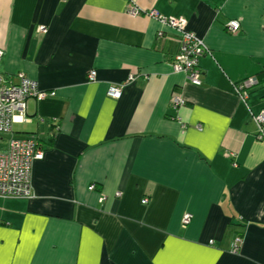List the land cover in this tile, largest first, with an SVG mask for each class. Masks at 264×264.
<instances>
[{
    "label": "crops",
    "instance_id": "1",
    "mask_svg": "<svg viewBox=\"0 0 264 264\" xmlns=\"http://www.w3.org/2000/svg\"><path fill=\"white\" fill-rule=\"evenodd\" d=\"M152 9L204 39L201 85ZM0 48L45 93L13 123L44 157L32 196H0V264H264V82L234 88L264 71V0H0Z\"/></svg>",
    "mask_w": 264,
    "mask_h": 264
},
{
    "label": "built area",
    "instance_id": "2",
    "mask_svg": "<svg viewBox=\"0 0 264 264\" xmlns=\"http://www.w3.org/2000/svg\"><path fill=\"white\" fill-rule=\"evenodd\" d=\"M140 12L138 7H132L130 13L136 15ZM149 17L158 20L174 30L181 37V46L173 59L175 71L185 72L188 79L196 85L202 84V69L200 58L208 52L205 41L187 26V21L183 18L161 15L155 10L148 11ZM226 29L236 33L240 29V22L232 19L226 24ZM39 30L46 31V27L41 25ZM162 35V32L159 33ZM4 51L0 48V61ZM97 72L91 70L88 80H96ZM18 83L7 82L0 75V135H8L12 131V124L17 114H23L27 110V102L30 98L41 99L44 92L39 88L37 81L29 78L25 73H18ZM130 75V79H133ZM257 83L255 77H249L240 84H235L234 88L239 97L247 102L249 97L248 89ZM125 87L124 83L111 84L108 93L112 97H120ZM172 105L179 107L185 103L177 94L172 96ZM253 120L258 124L259 137L263 136L264 111L259 114H252ZM201 128V125H198ZM7 140L6 148L0 150V196L8 198H26L33 195L32 167L36 159L44 157L38 139L34 135L11 136ZM95 184L89 185L88 189L93 190ZM120 194V192H118ZM148 199H143L147 203ZM192 220L191 213H185L182 224L186 226ZM243 237L237 236L231 243V250L237 252Z\"/></svg>",
    "mask_w": 264,
    "mask_h": 264
},
{
    "label": "trees",
    "instance_id": "3",
    "mask_svg": "<svg viewBox=\"0 0 264 264\" xmlns=\"http://www.w3.org/2000/svg\"><path fill=\"white\" fill-rule=\"evenodd\" d=\"M163 34H165V33H163L162 32V35H159V36H163ZM181 37L178 35L177 36V43H178V49H180V46H181ZM179 51V50H178ZM177 54V53H176ZM175 54V55H176ZM1 75V74H0ZM3 76V75H2ZM250 77H255L256 78V80H257V83L254 85V86H251L249 89H248V92L252 89V88H254V87H256L257 85H259L261 82H264V71H261V72H259V73H257L255 76H250ZM3 78L7 81V82H10V83H18V81H12V80H9L8 79V77H6V76H3ZM249 77H246V78H244V79H242V80H240V81H238V82H236V84H240V83H242L244 80H246V79H248ZM196 85V84H195ZM236 92V91H235ZM237 94V93H236ZM238 95V94H237ZM239 96V95H238ZM249 98V97H248ZM247 101H248V99H247ZM247 103V102H246ZM14 123V122H13ZM12 133H13V124H12V131L8 134V135H4V137L6 136L7 137V140H9L8 138H10L11 136H13L12 135ZM1 137L3 136V135H0ZM41 146V145H40ZM6 148V147H5ZM4 149V148H3ZM95 187H96V184H95ZM231 228H233L232 226H230V229ZM238 235L237 236H240V237H243V231L242 230H240V232H238L237 233ZM237 236H235V237H237Z\"/></svg>",
    "mask_w": 264,
    "mask_h": 264
},
{
    "label": "rangeland",
    "instance_id": "4",
    "mask_svg": "<svg viewBox=\"0 0 264 264\" xmlns=\"http://www.w3.org/2000/svg\"><path fill=\"white\" fill-rule=\"evenodd\" d=\"M6 145H7V137L6 136L4 137V135L2 137L0 136V150H3V148L6 147Z\"/></svg>",
    "mask_w": 264,
    "mask_h": 264
}]
</instances>
